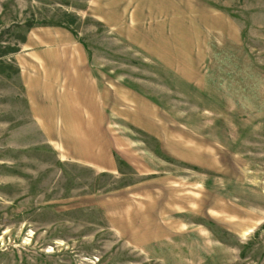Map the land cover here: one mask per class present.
Listing matches in <instances>:
<instances>
[{"label":"rangeland","instance_id":"1","mask_svg":"<svg viewBox=\"0 0 264 264\" xmlns=\"http://www.w3.org/2000/svg\"><path fill=\"white\" fill-rule=\"evenodd\" d=\"M180 5L0 0V264H264V0Z\"/></svg>","mask_w":264,"mask_h":264},{"label":"crops","instance_id":"2","mask_svg":"<svg viewBox=\"0 0 264 264\" xmlns=\"http://www.w3.org/2000/svg\"><path fill=\"white\" fill-rule=\"evenodd\" d=\"M161 1L166 6V10H167V7H168L169 10H170V12L172 11V13H168V15H167V17H170V21L163 26V28H164V37L168 40V39H172V37H174L175 35L176 36H179V32H178V30H175L174 29L173 23H175V20L177 21L180 18V16L177 13H179V11H181V5H180V0H161ZM213 16H216V14H214L212 12H209L208 17H213ZM172 19H174V22H172ZM192 19H193V17H192ZM208 20H211V22H212V19H208ZM201 23H202V26L201 27H203L207 22L206 21L202 22V20H201ZM191 28H192V26H191ZM208 28L211 29V30H213V27L212 26H208ZM208 28L206 27V29H208ZM227 28H228V26L226 25V29ZM66 55L68 57H70L71 63H74V61L76 59L73 57V54L72 55L66 54ZM36 57H37V60H38L37 64L39 63V65H41V66L44 65L45 66V64L47 63L46 61H47L48 58L45 57L44 54H38V55L36 54ZM68 57H66V58H68ZM62 58H63V55L61 54L60 60H62ZM158 59H163V58L158 57ZM78 60L81 61V59L79 57H78ZM81 65H82V69H84L83 62L81 63ZM87 73H88L87 74L88 77L86 75H84V78L87 79V80H89L90 83L94 84L95 81L92 78V75L90 74V72H87ZM74 74H77V76L78 75L80 76L82 74V72H78L77 70H75V73ZM53 75H55V77H54L55 80L48 79L49 80V83L48 84H50V85L54 84V81H57L58 82L57 77L60 78L61 76H64V73L62 75L61 73H58L57 70H56V71L53 72V74L51 76H53ZM51 76H50V78H51ZM73 76H75V75H73ZM40 81H42L43 84H44L45 78H41ZM46 82H47V80H46ZM24 87H25V92H28V93L31 92L30 91L31 90L30 89V82H28V81L24 82ZM51 98H54V97H51Z\"/></svg>","mask_w":264,"mask_h":264}]
</instances>
